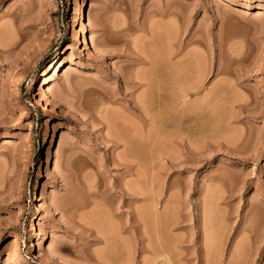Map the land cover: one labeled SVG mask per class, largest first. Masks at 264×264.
Instances as JSON below:
<instances>
[{
    "label": "rangeland",
    "instance_id": "obj_1",
    "mask_svg": "<svg viewBox=\"0 0 264 264\" xmlns=\"http://www.w3.org/2000/svg\"><path fill=\"white\" fill-rule=\"evenodd\" d=\"M0 264H264V0H0Z\"/></svg>",
    "mask_w": 264,
    "mask_h": 264
},
{
    "label": "bare ground",
    "instance_id": "obj_2",
    "mask_svg": "<svg viewBox=\"0 0 264 264\" xmlns=\"http://www.w3.org/2000/svg\"><path fill=\"white\" fill-rule=\"evenodd\" d=\"M45 2L46 0H41V2ZM83 8V7H82ZM77 13V12H76ZM257 14H258V12H257ZM78 15H79V17H78V19L79 18H81L82 19V17H81V13H80V9L78 10ZM77 16V15H76ZM85 22V21H84ZM81 23V22H80ZM84 24V23H83ZM176 26H178V25H176ZM177 29H175V30H177V33H178V29H179V26L178 27H176ZM180 30V29H179ZM180 32V31H179ZM179 36V35H178ZM177 38L178 37H176L175 38V40H177ZM90 40H91V38H90ZM84 42H85V38H84ZM86 42H87V39H86ZM89 42V44H90V42L92 43V40L91 41H88ZM177 42V41H176ZM92 45H93V43H92ZM94 50H96V49H94ZM178 53V52H177ZM179 54V53H178ZM180 55V54H179ZM175 57V56H174ZM179 57V56H178ZM57 58V57H56ZM179 59V58H178ZM175 60H177V59H175ZM178 61V60H177ZM56 63H58V61L56 62ZM177 63V62H176ZM58 67V66H57ZM177 72V71H176ZM174 73L175 75L176 74H179V73ZM174 75V76H175ZM176 77V78H175ZM174 77V82H173V89H174V92H175V102H174V111L173 112H175V115H173V122L175 121V124H176V126H178L177 124H179V123H181V121H183L184 123L183 124H187V126L185 125V127H187V129H188V131H190V129L193 127V124L195 125V123H194V120L195 119H193L192 117H194L195 118V116H192V114H191V112L189 111L188 112V109H186V104H187V99H186V97H187V94L189 95V91H190V89H188V88H186V87H184L181 83H180V81H178V79H177V75ZM201 77H203V75L201 76ZM204 78V77H203ZM203 78H202V80H203ZM146 80V79H145ZM201 79H199V83H201L200 81H202ZM45 81V80H44ZM147 81V80H146ZM144 82V81H143ZM142 82V83H143ZM148 82V81H147ZM146 82V83H147ZM149 83V82H148ZM147 85V84H146ZM147 86H149V85H147ZM146 86V87H147ZM197 88H199V84L197 85V86H193L192 87V89L191 90H195V89H197ZM143 103H145V102H143ZM150 103H152V102H150ZM154 103V102H153ZM142 104V103H141ZM145 105H147V104H145ZM150 105H152V104H150ZM142 106V105H141ZM149 108L151 107V106H148ZM142 109H144L145 110V108H144V104H143V108ZM141 110V109H140ZM172 112V113H173ZM174 114V113H173ZM143 115V114H142ZM175 116V117H174ZM192 116V117H191ZM199 117V116H198ZM174 118H175V120H174ZM197 118V117H196ZM151 119H153V117H151L150 118V120ZM153 122V121H152ZM179 122V123H178ZM174 124V123H173ZM182 127V126H184V125H179V127ZM174 127H175V125H174ZM178 127H175V133H174V136L176 135V137H178L179 136V134H180V132H179V130L177 129ZM177 129V130H176ZM182 129V128H181ZM185 129V128H184ZM174 130V129H173ZM186 130V129H185ZM192 130V129H191ZM188 131H187V133H188ZM179 134H178V133ZM185 133V132H184ZM186 133V135H191V132H189L188 134ZM178 134V135H177ZM198 136V135H197ZM175 137V138H176ZM137 142V141H136ZM188 142H190L189 140H188ZM20 210V209H19ZM155 210V209H154ZM32 222V221H31ZM30 229H33L34 230V225L31 223V227H30Z\"/></svg>",
    "mask_w": 264,
    "mask_h": 264
}]
</instances>
